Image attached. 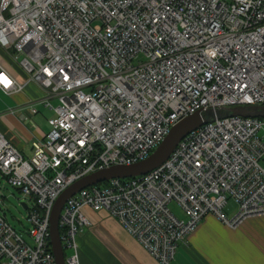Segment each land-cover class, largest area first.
Returning <instances> with one entry per match:
<instances>
[{"label": "built area", "instance_id": "1", "mask_svg": "<svg viewBox=\"0 0 264 264\" xmlns=\"http://www.w3.org/2000/svg\"><path fill=\"white\" fill-rule=\"evenodd\" d=\"M29 83L42 94L28 113L38 103L54 116L28 158L0 133V176L23 197L32 241L0 214V264H56L50 215L76 180L144 159L197 110L264 105V0H0V91ZM87 211L115 218L159 264L205 215L228 227L264 215V119L214 116L145 174L69 197L65 264H80Z\"/></svg>", "mask_w": 264, "mask_h": 264}, {"label": "crops", "instance_id": "2", "mask_svg": "<svg viewBox=\"0 0 264 264\" xmlns=\"http://www.w3.org/2000/svg\"><path fill=\"white\" fill-rule=\"evenodd\" d=\"M41 94L33 83L14 96L0 91L11 99L0 104V133L24 158L31 156L32 142L48 132L34 121L39 107H45L37 103V112L30 115L24 106ZM13 109L19 110L11 113ZM87 213L92 225L77 236L80 264H159L108 213ZM168 264H264V215L247 218L235 227L205 215L177 245Z\"/></svg>", "mask_w": 264, "mask_h": 264}, {"label": "water", "instance_id": "3", "mask_svg": "<svg viewBox=\"0 0 264 264\" xmlns=\"http://www.w3.org/2000/svg\"><path fill=\"white\" fill-rule=\"evenodd\" d=\"M238 115L242 117H257L264 119V105L260 106H236L226 110H197L187 115L171 126L167 134L144 159L128 165H112L95 170L69 185L55 200L49 222V238L51 251L56 264H65L64 251L60 241L58 220L60 212L66 200L79 190L94 184H100L113 178H128L145 174L157 167L168 156L176 142L190 130L215 117L226 115ZM26 209L24 202L20 203Z\"/></svg>", "mask_w": 264, "mask_h": 264}, {"label": "rangeland", "instance_id": "4", "mask_svg": "<svg viewBox=\"0 0 264 264\" xmlns=\"http://www.w3.org/2000/svg\"><path fill=\"white\" fill-rule=\"evenodd\" d=\"M20 58H22V56H20ZM4 100H7V102L11 101L10 98H5L0 95V104L3 103ZM52 103L53 105L57 104L56 100H53ZM38 110V114L35 116L34 121L40 129L48 131L50 129L48 125V118L52 117L54 114L49 109H45L41 106ZM22 201L23 197L18 189L9 185L6 180L0 176V214L3 215L5 219L12 225V227L18 232L24 231L22 233L23 238L29 243H32L30 237L25 232V229L29 227V223L25 218L27 211L20 204ZM235 205L236 204L232 200L228 199L224 207L225 213L227 215L231 214ZM170 207L178 217L182 216L177 208H175L173 205H170Z\"/></svg>", "mask_w": 264, "mask_h": 264}, {"label": "trees", "instance_id": "5", "mask_svg": "<svg viewBox=\"0 0 264 264\" xmlns=\"http://www.w3.org/2000/svg\"><path fill=\"white\" fill-rule=\"evenodd\" d=\"M104 184H106V182H103Z\"/></svg>", "mask_w": 264, "mask_h": 264}]
</instances>
